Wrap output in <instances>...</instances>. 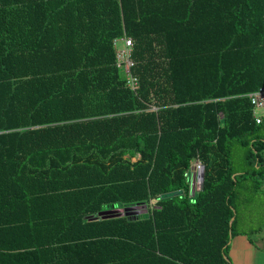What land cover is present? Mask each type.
Here are the masks:
<instances>
[{
	"label": "trees",
	"instance_id": "1",
	"mask_svg": "<svg viewBox=\"0 0 264 264\" xmlns=\"http://www.w3.org/2000/svg\"><path fill=\"white\" fill-rule=\"evenodd\" d=\"M263 85L264 0H0V264H231L237 183L264 182L245 96Z\"/></svg>",
	"mask_w": 264,
	"mask_h": 264
},
{
	"label": "rangeland",
	"instance_id": "2",
	"mask_svg": "<svg viewBox=\"0 0 264 264\" xmlns=\"http://www.w3.org/2000/svg\"><path fill=\"white\" fill-rule=\"evenodd\" d=\"M256 136L264 139V123L258 127ZM231 155L236 173L249 168L244 162L242 145L235 143L232 147ZM131 160L134 161L135 158H131ZM198 166L199 161H193L189 171V184L191 185V182L193 183L196 181V186L193 189L190 188L192 192H196L200 189V185L197 181ZM233 203L236 210L237 231L253 234L259 229L264 228V182L256 189L254 188L253 179L251 177L239 179L235 189ZM149 209H151L150 202L127 206L116 203L104 207V211H118L121 214L127 215V217L136 219L142 218L144 216L143 211L146 214ZM127 212H131V214H126Z\"/></svg>",
	"mask_w": 264,
	"mask_h": 264
},
{
	"label": "built area",
	"instance_id": "3",
	"mask_svg": "<svg viewBox=\"0 0 264 264\" xmlns=\"http://www.w3.org/2000/svg\"><path fill=\"white\" fill-rule=\"evenodd\" d=\"M113 45L115 48V56H116V66L121 69L122 74L126 79V83L132 91H135V87L137 84V79L131 73V67L133 65V61L131 60V48L132 43L131 39L127 36H122L120 38H116L113 40ZM245 96L249 99V102L252 107V115L255 119L256 123H261L262 117H264V85L258 87L257 89L248 92ZM201 164L199 163L198 171L201 168ZM198 184L200 185V181L197 178ZM196 186V181L191 182L190 187L193 189Z\"/></svg>",
	"mask_w": 264,
	"mask_h": 264
},
{
	"label": "crops",
	"instance_id": "4",
	"mask_svg": "<svg viewBox=\"0 0 264 264\" xmlns=\"http://www.w3.org/2000/svg\"><path fill=\"white\" fill-rule=\"evenodd\" d=\"M231 264H264V228L253 234L238 231L229 243Z\"/></svg>",
	"mask_w": 264,
	"mask_h": 264
},
{
	"label": "water",
	"instance_id": "5",
	"mask_svg": "<svg viewBox=\"0 0 264 264\" xmlns=\"http://www.w3.org/2000/svg\"><path fill=\"white\" fill-rule=\"evenodd\" d=\"M198 179L200 181V187L202 186V182H203V176H204V167L201 166L200 170L198 171ZM182 191L181 190H178V191H173V192H169V193H165L163 195H161V198H167V197H171V196H176V195H181ZM134 208V207H133ZM104 212V211H102ZM126 214H131V212H127ZM143 214H145V212L143 211ZM234 218H231L230 219V222L229 224L231 225L232 221H233Z\"/></svg>",
	"mask_w": 264,
	"mask_h": 264
}]
</instances>
